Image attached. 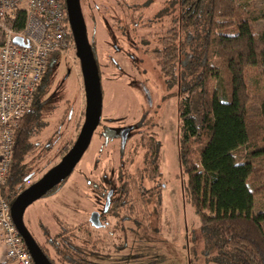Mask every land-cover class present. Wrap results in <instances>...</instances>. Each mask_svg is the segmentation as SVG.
Returning <instances> with one entry per match:
<instances>
[{"label": "trees", "instance_id": "1", "mask_svg": "<svg viewBox=\"0 0 264 264\" xmlns=\"http://www.w3.org/2000/svg\"><path fill=\"white\" fill-rule=\"evenodd\" d=\"M252 1L179 0V15L160 35L161 46L148 50L166 88L176 87L164 99L181 97L180 171L200 220L194 237L203 239L206 264H264V24L255 29L256 22H264V8L252 6ZM69 38L75 42L72 32ZM59 57V52L50 56L33 104L16 130L9 176L2 186L10 204L31 181L28 157L42 129L44 94ZM219 80L222 97L214 84ZM162 167L163 145L154 141L132 186L138 205L144 212L147 207L143 223L155 221L157 233L164 213ZM67 178L44 197L57 193ZM48 244L60 255L58 260L49 246L39 245L53 264L87 262L71 253L64 240ZM92 248L98 250L97 245Z\"/></svg>", "mask_w": 264, "mask_h": 264}, {"label": "rangeland", "instance_id": "2", "mask_svg": "<svg viewBox=\"0 0 264 264\" xmlns=\"http://www.w3.org/2000/svg\"><path fill=\"white\" fill-rule=\"evenodd\" d=\"M81 1L89 38L97 49L102 68L104 117L116 119L119 115H126L130 117V120L138 119L140 111L145 109L147 104L135 84L144 81L153 95L155 106L163 101L161 104L163 111L160 112L163 116L160 115L159 121L165 127L162 136H160L164 144L163 179L161 178L160 181L166 184L163 192L164 213L160 233L155 231V221H152L148 228L144 223V227H136L134 234H131L130 231L127 233L125 230L120 236L116 230L111 231L110 226L107 230H96L89 227L92 239L95 240L100 237L101 243L97 245L100 252L89 256L88 261L90 264H206L203 257V239L194 237L199 231L200 220L185 192L186 178L180 171L178 143L181 120L178 107L181 97L173 94L170 98L164 99L166 95L174 93L176 87L166 88V80L161 75L154 54L143 50L146 47V49L152 50L161 46L160 35L162 32H166L167 27L171 28L173 20L179 15V0ZM251 5L264 8V0H253ZM132 19L137 21L138 25L133 23L130 25ZM125 23H128L127 29H130L133 38L140 46V53L131 48L123 37L119 44L124 48L121 50L122 47H117L116 34L110 32L114 27L111 28L110 25L120 24L121 28L118 32L121 34L124 32L122 25ZM263 24L262 21L256 22L255 29H261ZM121 36L123 35L121 34ZM129 53L131 55L128 57L127 54ZM214 84L217 86L219 96L222 97L224 95L222 82L219 80ZM60 87L59 97H56ZM53 97L57 102L60 99L56 109H53L56 103L49 102L54 99ZM45 99L46 104L48 105L49 102L50 106H45L41 115L44 120L48 121V124L33 138L36 145L33 153L28 157L30 163H33L31 182L38 180L61 160L64 149L77 139L85 121V89L76 47L73 46L68 55L60 54L57 72ZM100 129L97 130V135L94 137L85 157L72 173L73 176L71 175L59 193L53 197L38 199L25 212L24 219L28 222V228L44 244H46V237L50 238L59 230L57 224L52 222V213L60 215L63 221L67 219L73 225L80 226V222L86 220L83 215L90 212L89 209H93L92 201L87 192H90L94 203L97 204L99 201L96 194L89 191L87 186L91 183L88 181L94 182L95 177L92 175L100 174L105 166V170L119 167L118 141L104 144V139L98 135ZM145 152H142L143 155ZM240 155L243 159L242 150ZM98 158L103 162H99L98 169H95L93 165ZM138 159L141 162L142 158ZM137 167L142 169L143 165L141 163L131 165L129 167L130 175L136 171ZM84 173L87 175L85 178L82 177L85 176ZM133 182H135L134 179H132V184ZM79 208L81 212L83 211L82 214L75 213L78 212L76 209ZM71 209H73V213ZM85 209L88 211L85 212ZM135 215L142 221L145 218L148 219L144 214V209ZM41 224L49 229L45 231ZM125 226L135 227L133 223H126ZM114 232V235L108 234ZM187 234H191L190 240H188ZM49 247L52 256H57L55 259H58L56 250L51 246ZM3 252L5 254V251ZM4 263H6V259ZM58 264L71 263L58 262Z\"/></svg>", "mask_w": 264, "mask_h": 264}, {"label": "built area", "instance_id": "3", "mask_svg": "<svg viewBox=\"0 0 264 264\" xmlns=\"http://www.w3.org/2000/svg\"><path fill=\"white\" fill-rule=\"evenodd\" d=\"M71 32L66 0H0V236L6 263L35 264L2 186L9 176L16 130L33 104L50 56L68 55L76 47ZM17 37L23 43L15 42Z\"/></svg>", "mask_w": 264, "mask_h": 264}, {"label": "flooded vegetation", "instance_id": "4", "mask_svg": "<svg viewBox=\"0 0 264 264\" xmlns=\"http://www.w3.org/2000/svg\"><path fill=\"white\" fill-rule=\"evenodd\" d=\"M81 5H82V1H81ZM133 9H135V8H133ZM82 10H83V8H82ZM84 17H85V15H84ZM85 21H86V17H85ZM131 23H133L134 25H138V22L133 20V19H132V22L130 21V25H131ZM150 23H152V22H150ZM86 24H87V22H86ZM127 24L128 23H125V25L124 24L122 25V27L124 26V32L121 33L123 36H121V34H119V32H118V30L120 31V28H121L120 24L115 25V26L110 25L111 28L114 27L113 29L110 30V32H115L117 47H122L121 50L124 48V46H122L119 43L122 42L121 38L123 37L124 39H126L128 45H130L131 48L135 49L138 53H140V51H141V49H139L140 46L135 41V38H133L130 29H127V27H128ZM105 26H106V24H105ZM87 29H88V27H87ZM88 35H89V33H88ZM92 47L94 48V55H95V58H96V61L98 64V68H99V74H100V78H101V88H102V93H103V107H104V89H103V83H102V77H103L102 68L100 65L99 58H98L97 49L93 44H92ZM146 48H143V50L148 53V49H146ZM127 55L129 57L131 54L129 53ZM56 72H57V69H56ZM56 72H55V74H56ZM54 78H55V75L52 78V82H53ZM135 86H136V88H138L140 90V92L143 95L144 101L147 104L145 109H142L140 111V114L138 115L139 118L135 119V120H130V117L126 116V115H119L116 117V119L115 118L113 119L111 117L105 118L103 115V107H102L100 122H99L97 128L95 129V131L93 133V136L91 138V142H90L87 150L85 151L83 157L80 160V161H82L83 158L85 157L87 151L89 150L91 144L93 143L94 137L97 135L96 133H97V130L99 128H101V129H100L98 135H99V137H102L104 139V142H103L104 144H109L110 142H114L115 140L118 141L119 167L118 168H110V169L105 170L106 169V166H105L104 168H102V171L100 174H97V175L93 174L92 175V177H95L93 179L94 182L88 181L89 183H91V185H88L87 187H89V191H92L96 194V197H98V199H99L98 203L97 204L94 203L92 200V196L90 195V192H87L88 197H90V199L92 201L93 209H89L90 212H87L88 210L85 209L86 210L85 212H87V214H84L83 216L86 217L85 218L86 220H85V222H83V221L80 222V226L73 225V223L67 221V219H65L63 221L62 218L60 217V215H55V213L54 214L52 213V216H51L52 222L57 224V227L59 230L57 232H55L54 235H51L50 238L46 237V239H47L45 241L46 244H44L41 240L39 241L38 238H36L32 234L34 236V238L36 239L38 244L50 246L48 244V241L64 240L65 242H67V245H68L71 253H73L76 257L77 256L85 257L84 259L85 260L87 259L86 264H90L88 261V257L93 255V254L95 255L98 252H100L99 250H94L92 248V246L100 244L101 238L98 237L97 239L93 240L92 235H91L92 233L88 229L89 227H92L93 229H96V230L97 229L98 230H107V228L110 226L111 231L116 230L119 233V236L125 230H127V233L130 231L131 234L132 233L134 234L137 226H139V227L143 226L144 227L143 221L138 222L139 219H138L137 215H135L138 211L142 212L143 207L141 205H138L139 201L137 199L136 190H133V188H132L133 184L135 186L134 182L132 184V179L135 180L137 178L136 174L144 171L145 162H146V159L148 158V149L151 146V143L154 141H158V142H161V144L164 147L163 141L160 138V136H162V134H163L162 131L165 129V127L159 121L160 115L163 116L162 114H160V112L162 113V111H163V107H162L163 105H161L163 103V101H161L162 103H158L155 106L153 95L150 92V90L148 89V86L144 81L137 82L135 84ZM60 91H61V87L58 88V90H57L58 95L56 94L55 95L56 97L57 96L59 97ZM46 93L44 94V103H43V106L41 107V113H42V109L45 106L49 105V102L54 103V104L56 103L55 107L53 108V109H56V106L60 100L59 99L57 102L55 100V98H54L55 96H54L53 97L54 99H51L47 105L46 104L47 101L45 99ZM85 98H86V95H85ZM85 111H86V107H85ZM155 119H157V120H155ZM40 120L42 122V128H44L45 125L48 124V121L44 120L42 118V115H41ZM106 120H108V121L105 122ZM156 129H158V130H156ZM76 140L73 141L70 146H68L69 147L68 151L74 145ZM143 151H146L144 153V155L142 153ZM67 152H65L64 155ZM138 156H140V157H138ZM138 158H142L141 162ZM80 161L78 162V164L81 163ZM99 162L102 163L103 161L102 160L100 161V159L98 158V160L93 165V167L95 169H98V166H99L98 163ZM139 163H141V165H143L142 169H141V167H139V168L137 167L135 169L136 171H134L132 173V175H130L129 167L131 165H136V164L138 165ZM77 165H76V167H78ZM76 167H75V169H76ZM108 167H110V166L108 165ZM75 169L73 170V172L75 171ZM126 172H127V174H126ZM72 173L68 176L67 180L61 186L60 190L67 183V181L71 177ZM32 174L33 173L31 171L28 175H32ZM84 175H85V173H84ZM80 176H81V173H80ZM82 177L85 178V177H87V175L82 176ZM31 179H32V177H31ZM162 179H163V177H162ZM34 182L35 181H33V182L30 181L29 183H27L25 185V187L20 192H22L24 189L29 187ZM161 184L163 185L164 188L166 187V184L163 181H161ZM59 191L57 193L50 195V196H45V197L43 196L42 198L53 197L56 194H58ZM76 210L78 211V212H75L77 214H82V212H83V211L81 212L80 208L76 209ZM71 212L73 213V209H71ZM147 213L148 212H147V207H146V211L144 212V214H146V216H147ZM93 214H94V217H93ZM152 216L153 215H151V219H152ZM93 218H94V221H93ZM25 223H26L27 227H29L28 222L25 221ZM94 223H100V226H96ZM126 223H133L135 225V227L134 228L133 227H126L125 226ZM151 224H152L151 220H150V222H148V221L145 222V225L147 226L146 228L151 226ZM41 225H42V229H44L45 231H47L49 229V228H47V226L45 227L43 224H41ZM75 230H76V232H75ZM108 234L114 235L115 232L114 233H108ZM78 241H80V243H77ZM134 242L136 243L137 241H134ZM81 245H83V246H81ZM56 254L58 255V258H59L60 255L57 253V251H56ZM105 254H106V252H105ZM55 257H57V256H55ZM55 257H53V258L55 259ZM56 260H58V259H56Z\"/></svg>", "mask_w": 264, "mask_h": 264}, {"label": "water", "instance_id": "5", "mask_svg": "<svg viewBox=\"0 0 264 264\" xmlns=\"http://www.w3.org/2000/svg\"><path fill=\"white\" fill-rule=\"evenodd\" d=\"M69 21L74 36L76 54L80 60L86 95L85 121L71 149L40 179L20 192L11 204L12 217L35 264H53L37 243L24 219L27 208L67 178L87 150L102 113L103 93L98 64L89 39L81 0H66ZM15 42L23 43L19 37ZM94 217V214H93ZM94 221V218H93ZM100 226V223H94Z\"/></svg>", "mask_w": 264, "mask_h": 264}, {"label": "crops", "instance_id": "6", "mask_svg": "<svg viewBox=\"0 0 264 264\" xmlns=\"http://www.w3.org/2000/svg\"><path fill=\"white\" fill-rule=\"evenodd\" d=\"M3 246L4 245L2 244L1 236H0V264H7V263H4V261H5L6 258H5V254L3 252V251H5V248Z\"/></svg>", "mask_w": 264, "mask_h": 264}]
</instances>
